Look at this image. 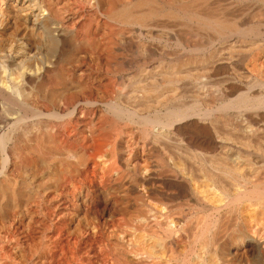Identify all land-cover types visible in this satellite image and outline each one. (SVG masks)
I'll return each instance as SVG.
<instances>
[{"label":"bare ground","instance_id":"6f19581e","mask_svg":"<svg viewBox=\"0 0 264 264\" xmlns=\"http://www.w3.org/2000/svg\"><path fill=\"white\" fill-rule=\"evenodd\" d=\"M82 46L101 60L102 94L95 76L73 80ZM87 89L91 141L64 154L89 150L102 172L93 191L122 225L115 264H264V0H0L1 122L49 118ZM5 178L0 206H23ZM73 215L74 229L92 224Z\"/></svg>","mask_w":264,"mask_h":264},{"label":"rangeland","instance_id":"374dc122","mask_svg":"<svg viewBox=\"0 0 264 264\" xmlns=\"http://www.w3.org/2000/svg\"><path fill=\"white\" fill-rule=\"evenodd\" d=\"M92 51H94V49H92V47H88V46H82L81 49L79 50L78 56H77V61H78L77 64L78 65L76 67H74L73 69H71L72 72H75V75L73 76V80H75L76 82L81 81L85 85L88 84L87 86L89 87V85L91 83V77L95 76L96 88L98 89L99 92L102 90L101 92L103 93L105 90V83H104L105 81H104V77H103V74H104L103 71L104 70L102 67L101 60L94 57V54L92 53ZM90 52L92 53L91 55H90ZM90 58H92V59H90ZM97 61L98 62L100 61L99 62L100 64ZM98 64L102 68L99 67ZM85 65H87V66L85 67ZM93 65H95V69H93ZM97 65H98V67H97ZM81 70H82V73H81ZM93 70H94V73H92ZM79 73H81L80 76L77 75ZM88 76H89V78H88ZM83 79H85V80H83ZM86 80H88V81H86ZM99 84H100V86H99ZM101 92H100V94H102ZM80 97H81L82 101L78 102L79 104L76 103L77 104V105L75 104L76 106L70 105L69 108L61 107L60 109L57 110L58 113L50 111L49 118L46 117L47 115L42 114V115H39L38 117H35L33 119H27L26 122H22V123H25L26 127L24 124L22 125V123H19L21 126H19L18 124H14V125L10 126V125H6L4 122H1V119H2L1 116L3 114L0 110V122H1L0 123V129L2 132L6 131L5 137L7 136L6 137V142H7L6 148L7 149L5 150V148L0 147V181L3 180L2 178L10 176L11 179L10 178H5V179H9V181L11 180L10 182H11L12 186L15 187V193H14L15 196L23 195L24 196L23 202L25 201L24 203L28 204V205L26 204V206H24L25 204L23 203V206L17 208L11 202H8L9 205H7L8 203H6V204L0 206V249H2L1 244H2L3 248L5 247L4 249L0 250V264H28V263L29 264H31V263H33V264H36V263L37 264H99V263L100 264H107V262H108V264H110V263L115 264V262L121 261L120 259H117V257H115L111 253V249H110L111 248L110 247L111 246L110 245L111 240H110V236L108 237V235H113L114 231H115L116 235L117 234L119 235L118 231H119V229L122 228V225L120 223L121 221H119L120 219L118 218L117 214L109 215L107 212H105V210H104L105 207L103 209L104 211L102 210V206H104L103 201L98 200L99 198L97 197V194L93 191V189H94L93 185L94 184H97V187L102 189L101 188L102 183L100 184V182L102 180L101 179L102 178V172H101V170H99L97 176L96 177L93 176L92 173H93V169H95V164L93 162H91V159H89L90 158V155L88 154V153H90L89 150H86L82 153V155H85V156H82L80 154L74 155L75 153L74 154L72 153L73 150H75V148L77 147L79 140H81L83 133H84L83 139H85V141L86 140L89 141L91 139L90 135H89L90 132L88 133L89 128H87V126L89 125L88 122L90 120V115H89L90 114V106L88 103H86L84 101L87 97H89L88 89L84 90V92L81 94ZM76 107H77V110L75 109ZM69 109H71V110H69ZM79 110H80V112H79ZM42 111L46 112L47 109L46 110L44 109ZM60 112L63 115L61 114L58 116L57 114H60ZM81 113H85V116L83 114H82L83 115L82 116ZM15 114H17V113H14L13 116H15ZM18 114L22 115V113H19V112H18ZM51 114H52V118L50 117ZM87 118H89V119H87ZM49 119H51V120H49ZM62 119H64V121ZM77 120H78V123L80 125L75 123V122H77ZM58 121H60V122L58 123ZM62 121H63V124L61 126L60 123H62ZM71 121H72V124H71ZM83 121L87 125H85ZM2 123H4V124H2ZM67 123H68V125H67ZM40 124H41V126L42 125L43 126L41 127ZM56 124L59 127H57ZM2 125H4V126L2 127ZM49 125H51V126H49ZM74 125L75 126L79 125V126H77L78 127L77 128ZM8 126H9V129H8ZM32 126H34L35 130H32V129H34ZM53 126H55V127H53ZM20 127H22L25 130H23ZM37 128H40V129H37ZM15 129L19 130V132L14 131ZM26 129L31 130L32 133L31 132L30 133H31L32 138L29 135V131H27ZM49 129L52 131H49ZM81 129H83V130H81ZM84 129H85V131H84ZM7 130H8V132H7ZM71 130L74 131L73 132L74 135H72L73 133L71 132ZM79 130H81V131H79ZM21 131H23V132H21ZM46 131L48 132V134H46L47 133ZM27 132H28V138H27V134H26ZM58 132H59V134H58ZM75 132H77V133H75ZM80 132L82 133V135L81 134L79 135ZM7 133H8V135H7ZM24 133H25V135H23ZM70 133H71V135H70ZM85 134H86V136H85ZM47 135L49 136V138ZM9 136H10V138H9ZM40 136H42V137L40 138ZM53 137H55V138L53 139ZM88 138H89V140H88ZM26 139H27L28 144L26 142ZM40 139H43V140L41 141ZM72 139L74 140V142ZM75 139H77L78 141ZM100 139H102V138L99 137V140ZM46 140L47 141L49 140L48 143ZM55 140L60 141V143L55 141ZM13 141H15V142L13 143ZM39 141L41 143L43 142L42 143L43 145ZM75 141H77V143ZM99 142H101V141H99ZM50 143H52V144H50ZM53 143H55V145H57V146L54 147ZM72 143H74V144H72ZM13 144H15V145H13ZM67 144H68V146H67ZM70 144H71V146H73L72 148H71ZM62 145L65 146L66 150L62 149V148H64V146H62ZM69 149L72 151L71 154L74 156L69 157V156H66L64 154L65 152H67V150L70 151ZM41 150H42V153H41ZM48 150L50 152H48ZM54 150H57L56 151L57 153ZM62 150H64V152ZM52 151H54L53 154H51ZM45 154L47 157L49 156L48 154H50L52 156H49L47 158V157H45ZM58 154H60V155H58ZM1 155L3 156L4 160L2 159ZM14 155H15V157H14ZM41 155L42 156L44 155V156L42 157ZM63 156H65V157H63ZM40 157L42 158V160H40L41 159ZM50 157L51 158L53 157L52 159H54L55 157H58V158H55L52 161V159ZM66 157H68V159H66ZM59 158H61V160L64 158L65 160H63L61 162V160ZM50 160H51V162H50ZM68 161L70 164H68ZM77 161L78 162L80 161V164L76 163ZM71 162H73V163H71ZM47 164H49V165H47ZM89 164H90L92 169L90 168ZM25 167H27V168H25ZM62 174H63V176H62ZM89 174L92 175L91 176L92 179H90L91 177ZM5 175H7V176H5ZM99 175L101 178H98ZM73 177L74 178L76 177V178L74 179ZM96 178H98V179H96ZM22 179H24V180H22ZM20 180H21V182H23V185L20 182ZM73 180L76 181L77 184ZM12 181H13V183H12ZM70 181L73 183V185ZM61 182H63V183L61 184ZM66 182H69V183H66ZM16 183H18V185ZM29 184H30V186H29L30 188L27 187ZM69 184H71V187ZM31 185H32V187H31ZM41 186H43V187L41 188ZM44 186H45V188H44ZM25 188H26V190H25ZM27 188H28V190H27ZM85 188H86V190H85ZM81 189H83V190H81ZM29 190H31L32 192H30ZM26 191L28 192L29 195L24 194V193H27ZM79 194H82V195L85 194V196H83L84 201L82 198H81L82 200H80ZM74 198H75V200H74ZM97 202H100V203H97ZM80 203H81V206H80ZM66 204H68V206ZM73 204H74V206H73ZM78 204H79V207H78ZM101 204H103V205H101ZM1 208H2V211H1ZM5 208H6V210H5ZM9 208L12 210H9ZM15 208H17V209H15ZM20 208H22V209H20ZM71 211H72V214H71ZM78 211L85 214L88 217L89 223H92V224L88 223L89 225H87V223H84V224H81L77 229H74L72 227V224H71V219L74 216L73 213L75 214V212H78ZM92 213H93V215H92ZM91 217H95V218L97 217V218L96 219L95 218L90 219ZM94 219L96 221H94ZM97 219H98V222H97ZM115 219L118 222H115L116 221ZM90 220H91V222H90ZM103 221H105V222H103ZM116 224L119 225L118 226L119 228H117ZM84 227H86V228H84ZM114 227H115V229L117 228L116 230H118V231H116L114 229ZM70 230H72L73 232ZM110 230L113 231L112 232L113 234L110 233L111 232ZM105 236H106V238H105ZM2 238H4V240H2ZM105 244H106V246H105ZM107 246H108V248H106ZM105 252H107V253H105ZM8 254H9V256H8ZM106 254H108L109 256ZM105 256H107V257H105ZM132 257H130L131 262H133V264L134 263L137 264V262H136L137 259L136 258L132 259ZM104 260H105V262H104ZM112 260H113V262H111ZM35 261H36V263H35ZM116 264H118V263H116Z\"/></svg>","mask_w":264,"mask_h":264}]
</instances>
